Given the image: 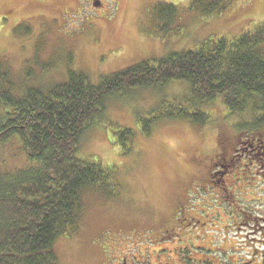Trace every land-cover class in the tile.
<instances>
[{
	"label": "rangeland",
	"instance_id": "374dc122",
	"mask_svg": "<svg viewBox=\"0 0 264 264\" xmlns=\"http://www.w3.org/2000/svg\"><path fill=\"white\" fill-rule=\"evenodd\" d=\"M229 1L227 10L208 18L191 9L192 0H0V73H8L17 98L31 88L47 93L68 82L70 73H83L98 85L140 63L236 39L264 22V0ZM168 4L178 10L169 26L158 15L159 6ZM189 94L190 85L176 81L107 101L104 117L82 137L79 157L109 171L113 195L85 193L79 230L54 246L58 264H115L167 225L173 232L176 213L189 211L217 225L211 236L228 240L222 247L227 257L239 244L243 252L252 251L257 237L251 229L235 239L236 230L223 226H236L228 216L231 208L241 216L248 210L264 214V127L242 128L252 114L232 115L220 100L201 107L210 116L205 124L155 121L170 111L169 103L175 106ZM124 130L133 132L131 144L124 142ZM219 162L233 167L222 170ZM28 165L18 137L0 143V172ZM222 172L236 182L227 192L221 190ZM212 180L220 184L210 185Z\"/></svg>",
	"mask_w": 264,
	"mask_h": 264
},
{
	"label": "trees",
	"instance_id": "16d2710c",
	"mask_svg": "<svg viewBox=\"0 0 264 264\" xmlns=\"http://www.w3.org/2000/svg\"><path fill=\"white\" fill-rule=\"evenodd\" d=\"M229 2L192 0L191 9L209 18L227 10ZM158 15L169 26L178 10L161 5ZM176 81L187 82L190 94L175 106L169 103L170 111L155 121L205 124L210 116L201 107L220 100L232 115L252 114L242 128H263L264 22L236 39L143 62L98 85L83 73H70L68 82L47 93L31 88L17 98L8 73H0V143L18 137L29 160L22 169L0 172V264H58L54 246L79 230L85 193L113 195L109 171L79 157L82 137L104 117L110 98ZM133 135L124 130L121 136L131 144Z\"/></svg>",
	"mask_w": 264,
	"mask_h": 264
},
{
	"label": "flooded vegetation",
	"instance_id": "af4514ba",
	"mask_svg": "<svg viewBox=\"0 0 264 264\" xmlns=\"http://www.w3.org/2000/svg\"><path fill=\"white\" fill-rule=\"evenodd\" d=\"M249 145V150L250 148L252 151L255 150L252 144ZM219 163L220 164L217 166L221 167L222 170H228L233 167L232 164L226 165L222 162ZM223 172L220 178V183L222 182L224 187L221 188V190L227 192V187L234 186L236 182L232 181L234 177L229 178L227 181L223 176ZM218 183L219 182L212 180L210 185H217ZM221 190H219V192H221ZM232 196L233 194H228V199L230 200ZM236 205L239 210L238 203ZM231 209V212H228V216L234 218L233 221L236 226L224 225L223 227L227 229H235L237 235L235 239L239 238L238 234H242L244 228L251 229L257 238L252 241L253 246L248 248L252 250L250 252H243V247L239 244L231 253V256L227 257V254L222 247L224 248V245L228 243V240H214L211 236L212 228H216L217 225L213 223L211 224V219L206 220L207 216H204L205 220H198L191 217L192 213L189 211L187 212L188 215L183 216H181V213H176L175 218H173L174 221H176V229L173 232L170 230V224L167 225V227H165L166 230L162 229L157 235L152 234V239L150 237L149 240L141 241V246L139 245L140 247L135 246L136 248H133V246H131L125 251L127 254H124L122 259L119 258L115 264H264V214L259 216V214L254 213V211L248 210L247 214L243 212L244 215L241 216V214L236 213L234 208ZM184 211L185 210L183 209V214ZM244 218L250 224L252 222V224L243 223L242 221ZM187 231L192 233V239L189 237L185 240ZM151 232L153 233L154 231L151 230ZM144 243H147V245L143 246ZM176 245L180 248L175 249ZM188 246H192L194 250L198 249V252L191 251ZM154 253L156 254L155 258H152ZM180 254H183L181 258Z\"/></svg>",
	"mask_w": 264,
	"mask_h": 264
}]
</instances>
